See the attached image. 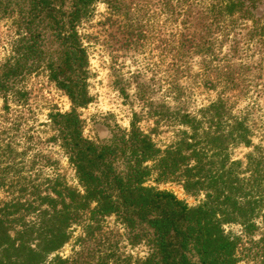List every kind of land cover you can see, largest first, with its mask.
I'll return each instance as SVG.
<instances>
[{
  "label": "trees",
  "instance_id": "obj_1",
  "mask_svg": "<svg viewBox=\"0 0 264 264\" xmlns=\"http://www.w3.org/2000/svg\"><path fill=\"white\" fill-rule=\"evenodd\" d=\"M100 4L109 19L124 22L133 48L154 41L164 47L175 99L182 78L216 93L195 111L182 101V107L151 103L150 131L135 113L119 138L128 149L124 169L118 149L84 136L79 114L93 102L89 36L80 28ZM263 7L264 0H0V21L14 29L0 60V195L22 183L19 197L0 204V264H133L109 242H80L73 257L50 260L85 214L115 216L126 229H138L141 242L134 244L145 243L149 252L135 264H239V241L224 227L239 224L252 234L259 221L264 226ZM44 29L56 44V61L45 58ZM38 70L71 103L69 112L48 115L43 127L52 134L45 141L28 126L30 93L23 84ZM162 132L171 134L167 145L156 141ZM50 145L66 158L81 190L65 182L59 161L42 149ZM240 148L247 150L241 158ZM25 171L24 181L9 178ZM151 179L179 183L204 200L190 207L148 185Z\"/></svg>",
  "mask_w": 264,
  "mask_h": 264
},
{
  "label": "rangeland",
  "instance_id": "obj_2",
  "mask_svg": "<svg viewBox=\"0 0 264 264\" xmlns=\"http://www.w3.org/2000/svg\"><path fill=\"white\" fill-rule=\"evenodd\" d=\"M109 17L106 7L100 4L92 12L89 21L80 28L83 35L89 36L86 46L91 70L89 89L93 102L87 108L80 109L79 114L84 122V136L99 146L118 149L119 165L124 169L128 149L120 143L119 138L130 130L135 113L140 115V127L144 131H150L153 127V121L148 118L151 103L179 107V101H182L189 111H195L214 100L216 93L202 86L199 87L193 79L182 78L179 81L182 89L181 99H175L178 93L172 92L167 84L171 59L163 52L164 47L158 49V41H154L150 46L146 43V46L140 50L133 48L128 44L129 39L121 27L124 22ZM9 25V22L0 21V60L9 54L4 44L14 37V29L9 30ZM43 36L46 60L56 61V44L50 35V30L44 29ZM257 59H254L255 63L258 62ZM196 62L198 61L194 60L192 63L194 71L198 69ZM23 84L30 93L29 106L32 110V119L28 126L35 129V134L39 132L37 138L45 141L52 134L50 128L43 127L48 123V115L51 112H69L71 103L48 80L42 70H38ZM256 97V93H252L248 102L252 103ZM261 104L264 107V100ZM242 105L244 107L245 103ZM2 106L3 102L0 100V111ZM169 137L171 134L162 132L156 141L159 145H167L170 142ZM254 142L259 143V139L254 138ZM42 149L51 156V159L59 161L65 182L70 187L81 190L74 171L62 153L54 145L42 146ZM246 152V149L240 148L235 156L241 158ZM50 172L46 170L47 174ZM23 177L30 175L25 171L23 174H12L9 178L17 182L19 179L24 181L21 179ZM21 184L2 192L0 204L19 197ZM148 185L174 193L179 200L190 207H197L204 200L203 194H189L179 183L156 184L151 179ZM257 224L252 234H247L239 224H228L224 227L229 237L239 241L238 255L241 260L239 264H264V226L260 221ZM137 232L138 229L134 231L126 229L115 216L93 220L89 214H85L78 224L71 226L68 230L69 241L62 249L50 256V260L56 256L64 259L73 257L81 250L80 242H92V244L109 242L120 251V254L131 256L135 264V260L144 259L149 252L145 243L134 244L141 242L134 237ZM30 244L35 246L38 243L30 242Z\"/></svg>",
  "mask_w": 264,
  "mask_h": 264
}]
</instances>
